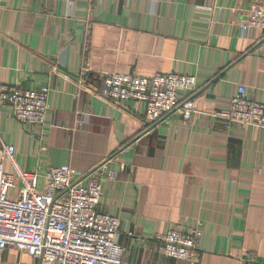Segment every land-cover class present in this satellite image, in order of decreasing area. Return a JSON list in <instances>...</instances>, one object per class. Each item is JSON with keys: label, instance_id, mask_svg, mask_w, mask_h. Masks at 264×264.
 I'll return each mask as SVG.
<instances>
[{"label": "crops", "instance_id": "0c3cea01", "mask_svg": "<svg viewBox=\"0 0 264 264\" xmlns=\"http://www.w3.org/2000/svg\"><path fill=\"white\" fill-rule=\"evenodd\" d=\"M250 4L0 0V84L49 87L41 129L6 110L0 137L41 184L68 165L76 182L100 183L97 211L119 218L124 264H188L166 257L157 237L192 227L201 231L195 264H264V128L213 116L241 84L264 104V32L239 27ZM111 73L194 76L196 113L150 123L144 103L101 98ZM0 264L40 261L8 247Z\"/></svg>", "mask_w": 264, "mask_h": 264}, {"label": "built area", "instance_id": "2783aa9c", "mask_svg": "<svg viewBox=\"0 0 264 264\" xmlns=\"http://www.w3.org/2000/svg\"><path fill=\"white\" fill-rule=\"evenodd\" d=\"M249 1L239 27L264 32V0ZM196 90V78L191 75L111 73L103 78L100 96L115 105L144 103L145 119L150 123L174 112L189 121L196 113L191 98ZM182 92L189 95L184 97ZM48 93L47 86L22 91L0 84V118L9 110L19 123L40 130L49 110ZM213 116L227 125L264 128V104L249 97L242 84L236 87L230 107ZM14 154V146L0 137V258L13 247L40 264H124L119 218L97 211L100 183L76 182L77 171L68 165L51 167L41 184L37 172L25 171L15 163ZM200 236V229L192 227L184 232L171 229L157 238L166 257L195 264Z\"/></svg>", "mask_w": 264, "mask_h": 264}, {"label": "rangeland", "instance_id": "374dc122", "mask_svg": "<svg viewBox=\"0 0 264 264\" xmlns=\"http://www.w3.org/2000/svg\"><path fill=\"white\" fill-rule=\"evenodd\" d=\"M10 192H12V191H10Z\"/></svg>", "mask_w": 264, "mask_h": 264}]
</instances>
